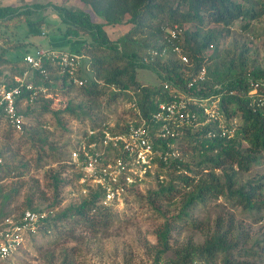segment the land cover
<instances>
[{
	"label": "trees",
	"instance_id": "16d2710c",
	"mask_svg": "<svg viewBox=\"0 0 264 264\" xmlns=\"http://www.w3.org/2000/svg\"><path fill=\"white\" fill-rule=\"evenodd\" d=\"M79 1L88 10H73L51 3L34 4L29 8L0 6V23L30 14L36 16L40 10L50 7L58 22L66 26L63 35L69 42L87 37L75 53L82 55L87 61L91 78L85 77L84 83L76 87L50 63L44 62L43 68L48 75L34 71L32 81L36 86L50 90L59 88L65 93L77 90L83 96L93 98L107 93L110 99L124 95L147 121L156 112L159 103L171 100L163 91L165 82L194 96L219 98L218 108L223 118L221 123L210 121L200 124L196 128L185 129L181 135L170 140L175 148L187 144L193 161L178 156L170 159L167 164L158 162L157 170H167L169 179H160L157 189L148 192L150 205L163 216V224L157 232L158 249L152 264H264V232L250 246H246L248 233H242L231 221L224 225L223 221L217 219L215 229L201 245L188 242L175 251H172L170 245L175 221L186 220L196 207H205L210 201L222 198L230 207L239 208L250 215L254 224L264 223V175L255 172L248 176L252 169L264 161V85L256 93L250 94L254 82H264V67L261 68L256 60L249 59V49L245 45L238 53H233L227 63L218 60L220 41L231 33L233 23L241 21L240 28L247 30L250 21L264 15V0ZM36 18L28 22L30 27L44 24L43 16ZM122 24L129 25V30L116 40L109 38L106 29ZM185 25L193 26V30H184ZM207 25H212V28L206 29ZM173 26L182 30L177 44L188 57L189 68H185L168 50L165 57L150 56L151 51L162 50L166 29ZM12 48L16 46H0V65L8 63L4 56ZM210 49L212 53L206 58L204 54ZM23 57L22 66L18 64L14 76L21 75L26 70ZM145 57L147 60L152 59L144 62ZM207 60L212 61L210 65H206ZM202 66L205 67V79L187 90L186 71L195 73ZM137 70L154 72L159 77L160 84L140 85L136 80ZM12 78L13 76L3 83L12 85ZM37 92V96L29 102L30 93L23 90L20 102L17 101V110L23 116L29 115V106L39 101L40 112L52 114L58 125L62 126L61 116L76 115V110L84 107L70 98L62 110H53L52 100L44 98L43 92ZM24 100L27 106L21 109ZM131 110L133 111L132 108ZM199 121L202 123L204 118L200 117ZM97 123L92 122L91 125ZM223 126L234 128L232 136L221 134ZM8 127L12 130L9 125ZM24 130L23 126L22 132ZM154 130L155 128L152 132ZM38 132L40 130L26 131L33 142L47 145L46 139L40 138V134L34 139ZM152 140L155 148L163 152L167 150L165 140L154 135ZM49 149L56 151L51 146ZM66 153L68 156V151ZM0 169L3 178H19L28 173L30 166L2 163ZM49 176L56 198L59 187L65 181L58 171ZM3 190V184H0V228L6 217L16 214L13 211L5 213L11 196ZM100 196L98 190L92 191L60 212L55 211L54 205L46 208L33 207L29 199L24 210L54 212L44 220L45 228L40 232L43 235L54 231L64 221L86 227L95 234L108 229L113 220L110 208L100 205ZM156 201H164L169 208H174L170 216L164 215L157 208ZM168 253L172 256L166 257Z\"/></svg>",
	"mask_w": 264,
	"mask_h": 264
},
{
	"label": "rangeland",
	"instance_id": "374dc122",
	"mask_svg": "<svg viewBox=\"0 0 264 264\" xmlns=\"http://www.w3.org/2000/svg\"><path fill=\"white\" fill-rule=\"evenodd\" d=\"M262 1V0H253ZM48 3L65 6L73 10H88L79 0H0L2 6L17 8L30 7L34 4ZM37 14V13H35ZM53 10L48 7L40 10L35 16L30 14L19 17L10 22L0 23V46L11 48L4 58L8 63L0 65V82H7L13 76L18 64L25 53L36 55L40 49L57 50L75 53L78 46L87 37L74 39L69 42L63 35L65 25L58 22ZM43 16L44 24L40 27H30L28 22ZM241 21L231 26V33L221 39L218 60L227 63L233 53L245 45L250 60H256L261 68L264 67V15L260 19L250 21L247 30L240 28ZM130 28L127 24L108 27L106 32L112 40H116ZM211 29L212 25L205 26ZM184 30H193V26L185 25ZM220 29V28H219ZM212 49L205 52L208 58ZM212 61H206L210 65ZM17 64V67L15 66ZM87 61L82 59L81 75L92 77L90 71L85 70ZM39 80V77H36ZM136 80L140 85L160 84L159 77L150 70H137ZM59 83V82H58ZM43 97L51 99L53 110H62L67 100L81 103L84 107L76 110V115L61 116L62 126L58 125L55 117L50 113L40 112V102L29 106V115L24 116V132L11 130L4 120H0V152L2 163L8 165L27 164L28 173L19 178L4 177V193H10L7 211L20 212L27 207L29 199L33 207L46 208L54 205L55 211L60 212L66 207L80 201L79 186L75 181L77 171L66 164L68 144L70 140L92 122L108 121L120 128L133 118L131 104L124 95L110 99L108 93L96 98L83 96L77 90L69 93L61 92L59 88L46 89ZM132 94V92H128ZM21 104L24 109L27 104ZM37 130L40 138H45L47 145L33 142L26 131ZM50 144V145H49ZM53 147L55 152L49 147ZM179 157L193 161V155L187 144L176 147ZM61 155V157H60ZM65 160V161H62ZM158 169V168H157ZM154 170L151 176L136 186L124 199L122 204L110 206L113 220L108 229L92 234L86 227L75 225L70 221L58 224L54 231L46 235L39 233L25 242L21 250L0 264H152L157 251V232L163 224L161 216L149 203L148 192L156 190L159 180H168L167 170ZM60 172L64 183L58 189L55 198L50 181V173ZM264 175V161L257 168L252 169L248 176L254 173ZM160 176V177H159ZM2 200L0 199V207ZM161 212L170 216L174 208H169L164 201H156ZM239 208H232L224 199L210 201L205 207L198 206L186 220L173 223L170 245L172 251L185 246L188 242L201 245L215 229L216 220L220 219L224 225L231 221L242 233H248L250 246L259 235L264 232L263 224H254L252 218ZM167 254L166 257H171Z\"/></svg>",
	"mask_w": 264,
	"mask_h": 264
},
{
	"label": "built area",
	"instance_id": "2783aa9c",
	"mask_svg": "<svg viewBox=\"0 0 264 264\" xmlns=\"http://www.w3.org/2000/svg\"><path fill=\"white\" fill-rule=\"evenodd\" d=\"M181 33L182 30L178 26L166 29L164 47L161 51H151L150 56L165 57L168 50L186 66L185 68H189V59L177 44ZM83 58L77 53L53 49H40L36 55L25 54L23 63L26 70L12 78V85L0 82V118L6 121L12 130L21 132L24 116L17 110V101L20 102L23 90L29 91V102L37 96L38 90H46L33 83V72L38 71L47 76L48 72L43 68V64L48 62L58 73L65 75L69 83L78 87L85 81L81 75ZM151 59L147 60L145 57L143 61L148 62ZM84 69L88 71L87 67ZM186 73L187 90L205 79L204 66L195 73ZM263 85L262 80L254 82L250 94L256 93ZM162 88L171 100L159 103L149 121L142 118L139 110L131 104L133 118L124 126L117 128L103 120L95 125L83 127L73 140H70L66 164L77 171L75 181L80 187V200L90 192L98 190L101 195L100 205L110 207L122 204L136 186L151 176L159 161L167 164L170 159L178 157L171 139L181 135L185 129H193L210 121L222 122L218 97L194 96L168 82L163 83ZM23 103H26L25 100ZM200 117L204 118L202 123L199 121ZM223 127L221 134L232 136L234 128ZM153 128L155 130L152 132ZM152 135L165 140L166 151L155 148ZM1 164L0 158V166ZM3 179L0 169V184ZM53 213L52 210L26 209L6 217L0 228V262L11 258L22 249L26 241L38 235L45 228L44 220Z\"/></svg>",
	"mask_w": 264,
	"mask_h": 264
},
{
	"label": "crops",
	"instance_id": "0c3cea01",
	"mask_svg": "<svg viewBox=\"0 0 264 264\" xmlns=\"http://www.w3.org/2000/svg\"><path fill=\"white\" fill-rule=\"evenodd\" d=\"M0 6H2V5H0ZM27 54V53H26ZM16 76V75H15ZM13 77H14V75H13Z\"/></svg>",
	"mask_w": 264,
	"mask_h": 264
}]
</instances>
